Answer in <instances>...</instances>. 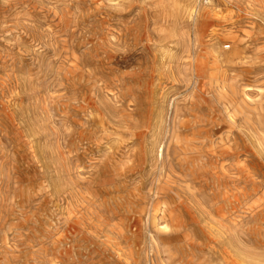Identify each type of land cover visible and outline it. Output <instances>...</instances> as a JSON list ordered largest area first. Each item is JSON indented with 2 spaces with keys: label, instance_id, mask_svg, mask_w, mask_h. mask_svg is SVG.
Instances as JSON below:
<instances>
[{
  "label": "rangeland",
  "instance_id": "374dc122",
  "mask_svg": "<svg viewBox=\"0 0 264 264\" xmlns=\"http://www.w3.org/2000/svg\"><path fill=\"white\" fill-rule=\"evenodd\" d=\"M0 264H264V0H0Z\"/></svg>",
  "mask_w": 264,
  "mask_h": 264
},
{
  "label": "bare ground",
  "instance_id": "6f19581e",
  "mask_svg": "<svg viewBox=\"0 0 264 264\" xmlns=\"http://www.w3.org/2000/svg\"><path fill=\"white\" fill-rule=\"evenodd\" d=\"M210 1V0H209ZM197 6V5H196ZM208 7V10L204 13V16L207 17H211L212 15H217V12L213 9L212 5L210 4ZM197 8L195 7V12ZM200 9V8H199ZM194 12V13H195ZM215 46L213 44L210 45V47L207 49V51H205L207 56H212L213 58V62L212 64H215L219 61L220 55L217 54L215 48ZM204 55L206 58L207 56ZM234 55V54H233ZM196 58L194 57V60ZM216 67V66H215ZM221 67V66H220ZM216 70H214L213 66H209V64H207V61L205 60L202 63H199L198 67L195 69V77L199 78V77H203L206 76V74H208L210 76V79L212 82H215L216 88L218 89V92H220L222 95L226 94L227 89L229 88V90L233 93L237 92V90L235 89L236 87L233 86L232 84H230L226 79H220L215 73ZM220 71V70H219ZM222 73V72H221ZM222 78V77H221ZM162 153V151H161ZM163 230V229H162ZM165 230V229H164Z\"/></svg>",
  "mask_w": 264,
  "mask_h": 264
}]
</instances>
